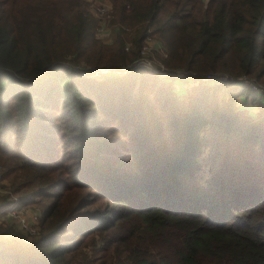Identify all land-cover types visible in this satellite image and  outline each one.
<instances>
[{
	"label": "trees",
	"instance_id": "16d2710c",
	"mask_svg": "<svg viewBox=\"0 0 264 264\" xmlns=\"http://www.w3.org/2000/svg\"><path fill=\"white\" fill-rule=\"evenodd\" d=\"M108 2L110 43L87 0H0L1 177L44 209L38 237L0 228V264H264V106L235 107L244 85L173 92L264 83V0ZM147 38L177 76L155 101L153 73L91 83L65 63L131 65Z\"/></svg>",
	"mask_w": 264,
	"mask_h": 264
},
{
	"label": "rangeland",
	"instance_id": "374dc122",
	"mask_svg": "<svg viewBox=\"0 0 264 264\" xmlns=\"http://www.w3.org/2000/svg\"><path fill=\"white\" fill-rule=\"evenodd\" d=\"M89 6H88V12L89 14L92 16V18L96 21L97 24V28L98 30L96 31V36L99 37L98 39H100L102 42L105 43H110L112 41V39L114 38V36L116 35V31L118 26H112L111 22H112V6L111 4L108 2V0H87ZM103 4H107L109 5L110 9H106V13H98L97 11V7H100ZM103 14V15H102ZM149 45V44H148ZM151 45V54H149L150 57V61H148V67H154L153 69H147V68H136V69H142L145 71H148L150 73L155 74L156 76H158L160 78V83H161V87L156 88V90L154 89H150V91L148 92V94L146 93V95L148 96V99L150 101H155L161 98V96L158 94V91L161 90L163 88L162 84L163 82L165 83H170L171 81L173 82V80H175L174 78L177 77L175 76V72H171L170 69H168L166 72H164L167 68H165L158 60V58L156 57V45L153 47V44ZM149 45V47H150ZM71 59V58H68ZM66 64H69L71 66H76L79 68H86V67H95L98 69H115L117 67H106V66H94V65H90L87 63H73L70 60H66L65 61ZM151 65V66H150ZM123 66V65H121ZM156 67V68H155ZM163 70V74L161 73V69ZM135 69V70H136ZM153 70V71H152ZM160 70V71H158ZM72 73V72H70ZM128 74V73H127ZM72 75V74H71ZM74 75V73H73ZM73 78L75 79H84L86 80V82H102V81H107L108 79H116V78H121L124 75H114V76H105L102 78L99 77H88V78H81L79 77H75L73 76ZM247 81L244 82V86L247 87L248 91L251 93L252 98L251 99H247L246 97H244L243 94L238 95L236 97V103H235V107L241 111L242 113H259L264 106V83L257 81L255 78L253 77H248L246 78ZM214 80H208V79H204L201 78L200 83L201 87H205L206 90H196V91H190L189 87L187 86V83H183L181 81H177L174 82L173 84V92H174V96L177 97V99H182V101H180L179 103H181V106L183 105L184 100H187L190 96H196L199 97L201 95H208V97L211 96L212 92H211V88H216V87H221L222 85L226 84H217L216 82H213ZM235 87L236 86H242L241 84H233ZM136 87V90L133 92L135 93L137 91L138 84L135 83L134 88ZM104 89H108V85H103ZM225 89H228V87H225ZM207 91V92H206ZM218 91H221L224 93L223 89H218ZM1 170H2V166H1V162H0V197H7V203L14 199V198H18V195H14L12 193V180L10 178H2L1 177ZM43 207L41 205H31V206H21L19 210H14L12 214H8L7 211L3 214H0V228L4 229V234H7V231L9 228L20 232L21 234H23V236H25L26 238L30 239V238H35L38 237V229H37V223L41 217V213L43 211ZM29 225L30 227H32L33 229H35L36 234L35 235H30L28 234V232H26V229L23 227V225Z\"/></svg>",
	"mask_w": 264,
	"mask_h": 264
},
{
	"label": "built area",
	"instance_id": "2783aa9c",
	"mask_svg": "<svg viewBox=\"0 0 264 264\" xmlns=\"http://www.w3.org/2000/svg\"><path fill=\"white\" fill-rule=\"evenodd\" d=\"M106 9H110L109 5L107 4H103L100 7H97V11L98 13H106ZM103 15V14H102ZM98 30V28H97ZM152 44V40L150 38L146 39L145 44L143 45L141 51H140V57L138 60H136L135 62H133L131 65H123L120 66L118 68L115 69H98L95 67H86V68H81L79 70H77L76 72H72V75L74 73L73 76L75 77H81V78H88V77H105V76H114V75H124L129 73L132 70H135L136 68L140 67V68H147V69H153L154 67H148V61H150V57H149V53L151 50V45L149 47V45ZM125 49H128V45L125 47ZM151 66V65H150ZM156 68V67H155ZM58 69H62L60 67H58ZM161 69V73L163 74V69ZM153 71V70H152ZM160 71V70H158ZM166 72V70L164 71ZM204 79H208V80H214L213 82H216L217 84H224V83H229V84H241L244 85L247 81L246 77L240 78V79H231V78H226L224 76H218V77H214V76H210V75H205ZM18 202V198H14L12 200H10L8 202V204L3 207L0 208V214L4 213L7 211L8 214H12L14 210H19L20 208L16 206ZM23 227L26 229V232H28V234L30 235H35L36 231L35 229H33L32 227H30L29 225H23Z\"/></svg>",
	"mask_w": 264,
	"mask_h": 264
},
{
	"label": "crops",
	"instance_id": "0c3cea01",
	"mask_svg": "<svg viewBox=\"0 0 264 264\" xmlns=\"http://www.w3.org/2000/svg\"><path fill=\"white\" fill-rule=\"evenodd\" d=\"M155 45H156V47H157V44H155V43L153 44V47H154Z\"/></svg>",
	"mask_w": 264,
	"mask_h": 264
}]
</instances>
